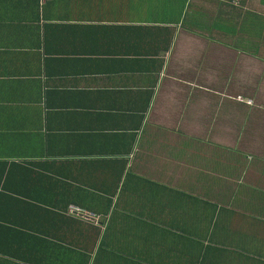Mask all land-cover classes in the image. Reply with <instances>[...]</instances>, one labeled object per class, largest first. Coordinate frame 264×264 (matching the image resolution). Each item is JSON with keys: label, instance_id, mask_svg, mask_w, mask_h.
Listing matches in <instances>:
<instances>
[{"label": "crops", "instance_id": "0c3cea01", "mask_svg": "<svg viewBox=\"0 0 264 264\" xmlns=\"http://www.w3.org/2000/svg\"><path fill=\"white\" fill-rule=\"evenodd\" d=\"M260 112L264 0H0V264H264Z\"/></svg>", "mask_w": 264, "mask_h": 264}, {"label": "rangeland", "instance_id": "374dc122", "mask_svg": "<svg viewBox=\"0 0 264 264\" xmlns=\"http://www.w3.org/2000/svg\"><path fill=\"white\" fill-rule=\"evenodd\" d=\"M261 103H256V105H260ZM208 113L206 111V116L205 118L208 117ZM255 116L257 119H261V120H264V112H260L259 114H256V115H253ZM243 132H241L239 135H238V138L242 140V137L243 139H247V134L249 133V135H253V138H256V142H255V146L252 147V151L253 152H257L258 154H260V158L258 159V162L260 163H264V160L261 159V156H263V153H264V132H260V130H258V134L255 133V130L251 128L250 132H247V134L245 136H243L242 134ZM237 135V134H236ZM247 141V140H246ZM245 142V141H244ZM248 142V141H247ZM239 145H243L241 143H238V146ZM244 146V145H243ZM260 174H253L252 177H251V180L254 182L256 181L257 177H260L261 179V183L264 184V176H261V175H264V171L263 172H259ZM238 174L236 172H234L233 176L231 177V179L228 181V184L230 185H236L238 184ZM243 181V179H241ZM234 188H237L234 187Z\"/></svg>", "mask_w": 264, "mask_h": 264}, {"label": "built area", "instance_id": "2783aa9c", "mask_svg": "<svg viewBox=\"0 0 264 264\" xmlns=\"http://www.w3.org/2000/svg\"><path fill=\"white\" fill-rule=\"evenodd\" d=\"M66 212L68 214L75 215L79 218L89 220V222H92L95 224L98 223V220L100 218V215L98 213L93 212L83 207H79L78 205H75V204H69L66 209Z\"/></svg>", "mask_w": 264, "mask_h": 264}, {"label": "trees", "instance_id": "16d2710c", "mask_svg": "<svg viewBox=\"0 0 264 264\" xmlns=\"http://www.w3.org/2000/svg\"><path fill=\"white\" fill-rule=\"evenodd\" d=\"M65 211V210H64Z\"/></svg>", "mask_w": 264, "mask_h": 264}]
</instances>
